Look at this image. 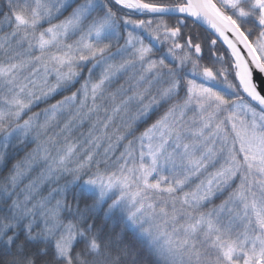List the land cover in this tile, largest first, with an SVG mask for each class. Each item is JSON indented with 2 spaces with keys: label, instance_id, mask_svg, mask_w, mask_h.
Masks as SVG:
<instances>
[{
  "label": "snow or ice",
  "instance_id": "6c2138e0",
  "mask_svg": "<svg viewBox=\"0 0 264 264\" xmlns=\"http://www.w3.org/2000/svg\"><path fill=\"white\" fill-rule=\"evenodd\" d=\"M0 17V264H264V0Z\"/></svg>",
  "mask_w": 264,
  "mask_h": 264
},
{
  "label": "trees",
  "instance_id": "16d2710c",
  "mask_svg": "<svg viewBox=\"0 0 264 264\" xmlns=\"http://www.w3.org/2000/svg\"><path fill=\"white\" fill-rule=\"evenodd\" d=\"M3 3H4V0H0V6H2ZM0 19H2V17H0ZM191 30L193 31L195 35L200 36L202 39L210 34L205 29L200 27L199 25L194 26ZM219 45H220V42L218 41V46ZM121 83H123V81H121ZM140 130H143V126H141ZM33 147H35V145L29 146V147H24L23 145H19L17 147L10 149L11 160L7 163L6 167L3 165H0V178H3L4 176L8 174V171L11 169V166L13 163H16L18 161H23L26 153L30 152ZM30 175L35 177L36 172L34 171ZM60 183H64V181L61 180ZM48 187H49L48 185L42 186L41 190H43L44 195H47Z\"/></svg>",
  "mask_w": 264,
  "mask_h": 264
},
{
  "label": "rangeland",
  "instance_id": "374dc122",
  "mask_svg": "<svg viewBox=\"0 0 264 264\" xmlns=\"http://www.w3.org/2000/svg\"><path fill=\"white\" fill-rule=\"evenodd\" d=\"M8 29H7V25H4L3 26V29H0V35H2L4 32H6ZM43 191V190H42Z\"/></svg>",
  "mask_w": 264,
  "mask_h": 264
},
{
  "label": "water",
  "instance_id": "95a60500",
  "mask_svg": "<svg viewBox=\"0 0 264 264\" xmlns=\"http://www.w3.org/2000/svg\"><path fill=\"white\" fill-rule=\"evenodd\" d=\"M200 27H202V28L205 29V30L207 29V32H208V33H211V32H212V30L209 29L207 25H203V26H200Z\"/></svg>",
  "mask_w": 264,
  "mask_h": 264
}]
</instances>
